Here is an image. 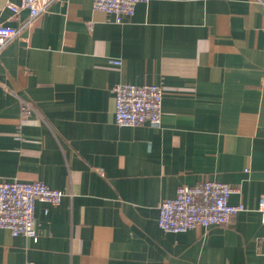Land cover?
Segmentation results:
<instances>
[{"label": "crops", "instance_id": "crops-1", "mask_svg": "<svg viewBox=\"0 0 264 264\" xmlns=\"http://www.w3.org/2000/svg\"><path fill=\"white\" fill-rule=\"evenodd\" d=\"M0 21L19 30L0 50V180L65 193L36 200L35 240L0 228V264H263L264 0H147L121 22L92 0L33 18L0 0ZM118 83L160 85V122L117 125ZM204 179L244 209L162 230L159 203Z\"/></svg>", "mask_w": 264, "mask_h": 264}, {"label": "built area", "instance_id": "built-area-1", "mask_svg": "<svg viewBox=\"0 0 264 264\" xmlns=\"http://www.w3.org/2000/svg\"><path fill=\"white\" fill-rule=\"evenodd\" d=\"M52 0H20L7 6L14 12L29 11L33 18L41 13ZM147 0H92L93 8L113 14L116 22L131 16L138 2ZM18 28L0 21V50L14 36ZM119 64L118 60H111ZM114 92V122L119 126H139L144 123L158 124L162 111V87L155 83H118ZM32 111L31 106L22 104V113ZM233 192L227 183L204 179L192 185H181L175 195L163 199L158 205V226L168 232H184L196 226L222 225L232 215L244 209L243 204L229 202ZM64 191L51 188L42 181L20 179L0 180V228L11 235H24L36 239L34 206L36 200L58 204ZM258 210L264 223V196L258 200ZM264 244V238H263ZM27 264H32L28 262ZM264 264V250H263Z\"/></svg>", "mask_w": 264, "mask_h": 264}]
</instances>
